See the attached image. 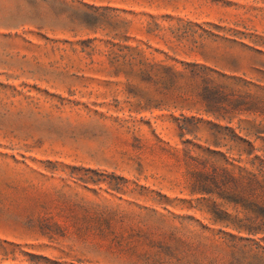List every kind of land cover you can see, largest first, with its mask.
<instances>
[{
	"label": "rangeland",
	"instance_id": "obj_1",
	"mask_svg": "<svg viewBox=\"0 0 264 264\" xmlns=\"http://www.w3.org/2000/svg\"><path fill=\"white\" fill-rule=\"evenodd\" d=\"M0 264H264V0H0Z\"/></svg>",
	"mask_w": 264,
	"mask_h": 264
},
{
	"label": "trees",
	"instance_id": "obj_2",
	"mask_svg": "<svg viewBox=\"0 0 264 264\" xmlns=\"http://www.w3.org/2000/svg\"><path fill=\"white\" fill-rule=\"evenodd\" d=\"M190 68L188 71V75L190 78L201 79V84L204 86L202 92L199 97L204 103V112L209 113L211 115L216 116L222 120H230V117L236 113L241 112H251L255 104L251 102L247 97L239 98L232 100L228 96H223L222 92L215 93H207L206 86L210 83V81L205 80L204 78L207 76V73H210V70L202 66L196 65H187L184 69ZM162 70V78L169 85L174 83L177 79H182L185 74L183 72H175L171 68L165 67L161 68Z\"/></svg>",
	"mask_w": 264,
	"mask_h": 264
}]
</instances>
